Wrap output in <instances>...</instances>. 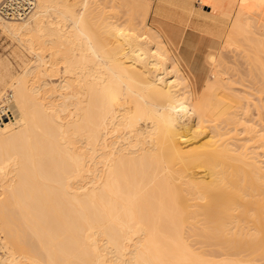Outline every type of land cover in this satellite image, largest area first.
<instances>
[{
    "label": "bare ground",
    "instance_id": "6f19581e",
    "mask_svg": "<svg viewBox=\"0 0 264 264\" xmlns=\"http://www.w3.org/2000/svg\"><path fill=\"white\" fill-rule=\"evenodd\" d=\"M93 1L0 0V264H264V0Z\"/></svg>",
    "mask_w": 264,
    "mask_h": 264
},
{
    "label": "rangeland",
    "instance_id": "374dc122",
    "mask_svg": "<svg viewBox=\"0 0 264 264\" xmlns=\"http://www.w3.org/2000/svg\"><path fill=\"white\" fill-rule=\"evenodd\" d=\"M91 1H93V0H91ZM95 1V3H94V5L93 6H95V7H98V8H100L101 9V7L100 6H103V8L105 7L104 5H103V3H101V2H99L98 0L96 1V0H94ZM93 1V2H94ZM101 1V0H100ZM156 1L157 0H155V4H156ZM97 2V3H96ZM98 2L101 4H99V5H97L98 4ZM102 2H104V1H102ZM202 3H206V4H208L209 5V3L208 2H199V0H195L194 1V5H195V10H196V14H193L192 16H191V14H185L184 16H182V17H180L179 15H177L178 14V12H173V14H175V15H171V16H169V15H167V17H165V19L164 18H160V17H157V18H155V16H152L153 15V11H152V13H151V16L149 17L150 19L148 20V22L149 23H152V22H159V23H161L162 25H163V27L164 28H166V30L167 31H169L170 33H172V34H176V32H178L179 30H181L180 29V27H183L184 25H182L181 23H179V22H177L176 20H184L185 22H186V27H185V32L187 31H191V30H193L194 28H192L191 27V24H192V22H194L195 24H197V22H198V24H203V17L202 16H199L197 13L198 12H200V13H202L203 15H212L213 14V12H209L210 10H211V8H209V6H207V5H204V4H202ZM97 6H96V5ZM199 7V8H198ZM203 8V9H202ZM96 10H97V8H95ZM99 10V9H98ZM103 9H101V11H102ZM173 10H177L176 9V7H174L173 8ZM169 17H171L172 19H170ZM191 19V20H190ZM190 21V22H189ZM200 33H206V30L204 29V28H199V30H198ZM10 34H8V33H5L3 30H1L0 29V60H8L9 61V63L10 64H12V66H14L15 68H17V67H19V65L24 61V60H26L27 58L29 59H31V58H33L32 57V53H29V51L28 50H26L27 48L21 43V42H19V41H16L17 39H15L12 35H10ZM12 37V38H11ZM26 48V49H25ZM204 53H209V52H211L212 51V49H211V51L210 50H208V49H206V48H204ZM21 51V52H20ZM28 51V52H27ZM26 52V53H25ZM14 53V54H13ZM18 53V54H17ZM12 54V55H11ZM25 54V55H24ZM183 54L184 55H186L187 56V53L185 52V51H183ZM18 55V56H17ZM19 55H21V56H19ZM209 55V54H208ZM189 56V55H188ZM25 57V59H23ZM27 59V60H28ZM29 59V60H30ZM21 61V62H20ZM19 64V65H18ZM0 65H1V63H0ZM243 70H245V68H243ZM231 71V70H230ZM231 73H232V71H231ZM254 74H257L256 72H253V74H252V76H254ZM56 76H54V80L56 81L57 80V77L55 78ZM197 77H198V79H202V80H204L205 78V80H208V81H210L212 78H213V73H212V71L208 68V67H205V68H203V70H200L199 71V73H198V75H197ZM235 77H233L231 80H229V82H231V84H232V86H234V87H236V89L238 88L239 90L241 89L242 91H244L242 88L244 87L241 83H239L238 81L240 80V79H238V75H236V79L238 80V81H235V79H234ZM258 80H260V77L259 76H257L256 77ZM202 82V81H201ZM200 84H202V83H200ZM244 84H246V82H244ZM252 89V88H251ZM250 90V89H249ZM256 89H252V90H250V91H254L253 93V96H251L252 97V99L251 100H253L254 102H256L257 101V99H256V96H257V94H258V96L261 94L260 92H258V91H255ZM254 99H256V101L254 100ZM258 102V101H257ZM251 103H253L252 101H251ZM254 105L252 104V107H253ZM251 107V108H252ZM255 108L253 107L250 111L253 113V112H256L257 110L255 109ZM262 113H263V117H264V109H262ZM207 132H208V130H207ZM243 134V133H242ZM241 134V135H242ZM245 136V135H244ZM206 139H208V137H205L204 139H202V140H206ZM196 141H197V139H195ZM193 141V140H192ZM191 146V145H190ZM189 146V147H190ZM203 172V170L202 169H199L198 170V173H200V174H198L197 173V175H201V174H203L202 173Z\"/></svg>",
    "mask_w": 264,
    "mask_h": 264
},
{
    "label": "built area",
    "instance_id": "2783aa9c",
    "mask_svg": "<svg viewBox=\"0 0 264 264\" xmlns=\"http://www.w3.org/2000/svg\"><path fill=\"white\" fill-rule=\"evenodd\" d=\"M1 10L4 11V12H6V10H4V8H1ZM9 16H10V15H9ZM22 16H24V15H22Z\"/></svg>",
    "mask_w": 264,
    "mask_h": 264
}]
</instances>
